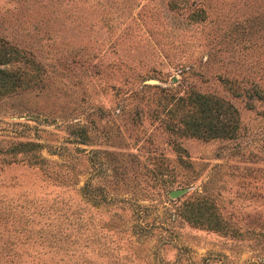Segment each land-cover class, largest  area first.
Returning <instances> with one entry per match:
<instances>
[{
	"label": "rangeland",
	"instance_id": "374dc122",
	"mask_svg": "<svg viewBox=\"0 0 264 264\" xmlns=\"http://www.w3.org/2000/svg\"><path fill=\"white\" fill-rule=\"evenodd\" d=\"M10 48L0 264H264V0H0Z\"/></svg>",
	"mask_w": 264,
	"mask_h": 264
},
{
	"label": "trees",
	"instance_id": "16d2710c",
	"mask_svg": "<svg viewBox=\"0 0 264 264\" xmlns=\"http://www.w3.org/2000/svg\"><path fill=\"white\" fill-rule=\"evenodd\" d=\"M14 52V50L12 48H10V50H4V52H0L1 56H4L6 58H11L12 57V53ZM1 59V58H0ZM9 74V71L0 68V86H5L8 84L7 82V76ZM217 116V118H222L223 117V110H221L219 113L217 111V115H215V117ZM218 124H216V122L212 121V120H207V121H195V120H191L190 121V126L188 127V129H190V132L193 133L194 135H198V136H203V137H207L213 133H215L216 131H235L236 129V121H235V117L234 115L228 112L225 114V116L222 119L217 120ZM23 147L24 146H28L29 144H34L32 142H23L20 143ZM202 203V202H201ZM198 211L200 214H202L203 218H200V221H207V225L210 224V216H212V212L210 210H208L207 207H205L204 204H200L198 206ZM194 217V216H193ZM195 219V217L193 218ZM213 224H217V221L213 222ZM220 225V224H219ZM65 249H62V253H65ZM54 253H59V250H54ZM69 255V254H68ZM63 256L60 255V259ZM60 264V263H59ZM63 264V263H61Z\"/></svg>",
	"mask_w": 264,
	"mask_h": 264
},
{
	"label": "water",
	"instance_id": "95a60500",
	"mask_svg": "<svg viewBox=\"0 0 264 264\" xmlns=\"http://www.w3.org/2000/svg\"><path fill=\"white\" fill-rule=\"evenodd\" d=\"M178 192V190H173L170 194L174 195Z\"/></svg>",
	"mask_w": 264,
	"mask_h": 264
}]
</instances>
